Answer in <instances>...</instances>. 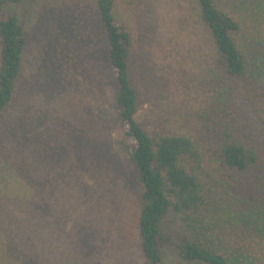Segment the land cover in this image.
I'll return each mask as SVG.
<instances>
[{
  "label": "rangeland",
  "instance_id": "obj_1",
  "mask_svg": "<svg viewBox=\"0 0 264 264\" xmlns=\"http://www.w3.org/2000/svg\"><path fill=\"white\" fill-rule=\"evenodd\" d=\"M112 2L131 39L136 121L149 135L191 138L203 161L206 205L223 202L238 176L231 179L218 163L217 137L200 116L213 50L195 1ZM9 14L21 22L26 45L12 102L0 118V264H147L137 231L139 189L123 147L97 0H22L6 4L0 19ZM263 81L237 80L232 102L231 121L258 149H264ZM63 201L66 218L58 214ZM206 211L215 222L217 215ZM217 228L206 245L233 264H264V238ZM160 230L163 264H185L176 245L194 234L171 210Z\"/></svg>",
  "mask_w": 264,
  "mask_h": 264
},
{
  "label": "trees",
  "instance_id": "obj_2",
  "mask_svg": "<svg viewBox=\"0 0 264 264\" xmlns=\"http://www.w3.org/2000/svg\"><path fill=\"white\" fill-rule=\"evenodd\" d=\"M21 1L0 0V10ZM194 1L198 22L208 30L213 50L212 67L203 74V88L209 94L204 97L200 116L217 137L218 163L231 179L238 176V181L234 178L237 182L228 186L226 199L217 205H206L204 200L203 161L192 139L162 130L149 135L136 121L137 94L129 76L130 35L114 16L112 0H97L117 86L115 102L125 138L123 147L139 189L137 231L147 264H163L160 224L169 210L195 236L176 245L185 264H233L204 242L217 227H237L264 238V149L242 140L241 127L231 121L235 82L251 75L264 80V0H233L226 5L215 0ZM25 45L16 15L0 19V118L12 102ZM66 205L61 202L58 211L62 218L67 217ZM207 209L217 215L215 222ZM238 262L235 260L241 264Z\"/></svg>",
  "mask_w": 264,
  "mask_h": 264
}]
</instances>
